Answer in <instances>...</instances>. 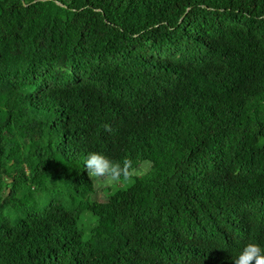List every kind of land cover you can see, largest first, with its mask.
<instances>
[{"label":"trees","instance_id":"1","mask_svg":"<svg viewBox=\"0 0 264 264\" xmlns=\"http://www.w3.org/2000/svg\"><path fill=\"white\" fill-rule=\"evenodd\" d=\"M92 151L150 166L84 201ZM57 177L90 239L45 201ZM252 241L264 0H0V264H235Z\"/></svg>","mask_w":264,"mask_h":264},{"label":"clouds","instance_id":"2","mask_svg":"<svg viewBox=\"0 0 264 264\" xmlns=\"http://www.w3.org/2000/svg\"><path fill=\"white\" fill-rule=\"evenodd\" d=\"M84 167L90 177L118 182L121 177L129 180L133 176L144 174L138 169L132 158L123 161L113 159L100 151L89 152L84 158ZM235 264H264V244L248 242L238 253Z\"/></svg>","mask_w":264,"mask_h":264},{"label":"rangeland","instance_id":"3","mask_svg":"<svg viewBox=\"0 0 264 264\" xmlns=\"http://www.w3.org/2000/svg\"><path fill=\"white\" fill-rule=\"evenodd\" d=\"M142 164L137 167L138 169L145 171L150 166V162L143 160ZM87 176L92 181L94 186V191L85 194L83 199L84 201H105L109 195V193L113 192L117 188H122L128 186L130 183L129 180H119L118 182H109L107 179L90 177L87 170ZM48 192V193H47ZM47 192H42L40 194H46L45 201L55 200L62 202H71V200L75 201L72 207H70L73 211L77 209L79 202H77V197L73 190L67 188L66 182L61 178H56V183L53 188H51ZM79 210V219H78V228L81 232L82 240H88L92 237V228L97 224V217L93 215L89 210Z\"/></svg>","mask_w":264,"mask_h":264}]
</instances>
